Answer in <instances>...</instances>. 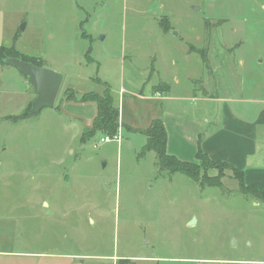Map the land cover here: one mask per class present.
<instances>
[{
    "label": "rangeland",
    "instance_id": "obj_1",
    "mask_svg": "<svg viewBox=\"0 0 264 264\" xmlns=\"http://www.w3.org/2000/svg\"><path fill=\"white\" fill-rule=\"evenodd\" d=\"M0 46L65 77L30 115L0 63V264H264V200L229 168L162 170L139 133L182 107L206 135L223 105L264 109V0H0ZM106 86L121 140L83 143L96 104H63Z\"/></svg>",
    "mask_w": 264,
    "mask_h": 264
},
{
    "label": "crops",
    "instance_id": "obj_2",
    "mask_svg": "<svg viewBox=\"0 0 264 264\" xmlns=\"http://www.w3.org/2000/svg\"><path fill=\"white\" fill-rule=\"evenodd\" d=\"M170 91L171 86L166 92H156L154 96ZM192 94L193 100L197 99L200 103L207 101L206 97H198L197 94L202 93L192 91ZM154 96L153 101H156ZM168 99L171 101L173 98ZM72 102L74 101L65 102L63 107ZM248 111L246 108L237 109L223 105L213 114L214 129L206 135V129L201 127L202 120H189V111L186 108L182 107L181 110L173 112L168 110L167 117L172 119L173 124L171 127L166 119L163 120L167 131L168 154L181 161L193 162L200 147L211 160L226 162L242 171L246 185L255 186L264 192V152H259L260 145H264V109L254 119L245 116ZM96 115H92L90 126ZM121 123L120 111V125ZM120 130L121 126L119 132Z\"/></svg>",
    "mask_w": 264,
    "mask_h": 264
},
{
    "label": "trees",
    "instance_id": "obj_3",
    "mask_svg": "<svg viewBox=\"0 0 264 264\" xmlns=\"http://www.w3.org/2000/svg\"><path fill=\"white\" fill-rule=\"evenodd\" d=\"M11 57L20 58L23 61L33 63L34 65L45 67L42 60L19 52L15 49V46H0V63L6 65L5 60ZM168 87L169 85L164 83L158 85V88H161L163 92H166ZM68 93L69 101L78 103H95L97 106V115L94 118L91 127H89L81 137V141H83V143L90 140L97 133L112 137L118 134L119 128L121 126L120 108L118 107L116 98L112 94L110 88L106 86V89L103 93L90 92L81 96H78V93H73L71 91ZM31 108L32 103L30 105V110ZM29 114H32L31 111ZM27 117L28 115H24L23 117H20V119ZM139 133L143 134L147 138V142L142 149L141 155H145L148 152L154 151L157 155L158 165L162 170L179 172L191 179L198 180L199 172H201L202 169L220 170V168H229L236 175H239L237 180H239L240 189L242 191L250 190L253 192L255 197L262 199V201L264 200V192L259 191L255 186H248L245 184L242 171H239L226 162L211 160L206 154L203 153L200 147L196 156L197 160H199L201 163L200 166L191 162L181 161L178 158L169 155L167 152V131L162 119L153 120L148 129Z\"/></svg>",
    "mask_w": 264,
    "mask_h": 264
},
{
    "label": "water",
    "instance_id": "obj_4",
    "mask_svg": "<svg viewBox=\"0 0 264 264\" xmlns=\"http://www.w3.org/2000/svg\"><path fill=\"white\" fill-rule=\"evenodd\" d=\"M5 63L17 68L35 89L36 98L32 102V114L40 112L44 107H54L63 84V74L20 58H8Z\"/></svg>",
    "mask_w": 264,
    "mask_h": 264
},
{
    "label": "built area",
    "instance_id": "obj_5",
    "mask_svg": "<svg viewBox=\"0 0 264 264\" xmlns=\"http://www.w3.org/2000/svg\"><path fill=\"white\" fill-rule=\"evenodd\" d=\"M120 132H118V134L117 135H115V136H105V138L104 139H102V141L103 142H106V143H108V142H113V141H116V142H120V134H119Z\"/></svg>",
    "mask_w": 264,
    "mask_h": 264
}]
</instances>
